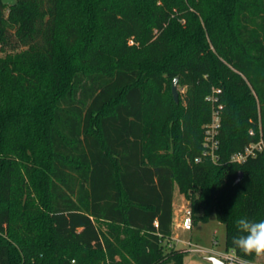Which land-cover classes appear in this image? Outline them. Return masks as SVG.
I'll return each instance as SVG.
<instances>
[{"label": "trees", "instance_id": "16d2710c", "mask_svg": "<svg viewBox=\"0 0 264 264\" xmlns=\"http://www.w3.org/2000/svg\"><path fill=\"white\" fill-rule=\"evenodd\" d=\"M261 139L264 0H0V264H185L176 185L264 264L232 244L264 219V149L231 156Z\"/></svg>", "mask_w": 264, "mask_h": 264}, {"label": "rangeland", "instance_id": "374dc122", "mask_svg": "<svg viewBox=\"0 0 264 264\" xmlns=\"http://www.w3.org/2000/svg\"><path fill=\"white\" fill-rule=\"evenodd\" d=\"M173 83V82H172ZM179 98H182V89L178 85ZM186 199L184 195L179 191L178 186H175V208L176 213L174 217V233L175 239L179 238L181 242H178L179 247H186L189 249V254L185 258V264H212L205 258L212 254L195 251L196 248L210 249L214 248L217 251L226 252L225 245V224L218 220L215 213H212L208 221H198L193 224V227L189 230L183 229L178 225L181 221V208L186 206ZM191 243L192 245H190ZM231 254V251H228ZM226 264H262L260 261L254 263H242L241 261H227Z\"/></svg>", "mask_w": 264, "mask_h": 264}, {"label": "built area", "instance_id": "2783aa9c", "mask_svg": "<svg viewBox=\"0 0 264 264\" xmlns=\"http://www.w3.org/2000/svg\"><path fill=\"white\" fill-rule=\"evenodd\" d=\"M222 106H219L221 108ZM216 109L213 113V119L211 123L207 124L205 126V138H204V155L210 156L214 161L218 159L217 155V150L219 148V129H220V110ZM253 133V131H251ZM264 149V140L261 139L258 142L255 143H250L245 147L243 151L236 152L232 154L231 160L233 162H244L247 157L249 156H254L256 155L259 151ZM199 160V159H197ZM181 221H179L178 225L182 227L183 229L189 230L193 227V213L192 209L187 203L185 207L181 208ZM178 242H181V240L178 238H173L171 240L170 246L171 245H177ZM192 245L191 243H189ZM195 251H200L203 253H209L212 254L211 256H217L224 260L225 262L227 261H235L238 260L234 254L233 251H231V254L226 251V252H221L217 251L214 248L210 249H202V248H196L194 249ZM239 261V260H238Z\"/></svg>", "mask_w": 264, "mask_h": 264}, {"label": "clouds", "instance_id": "9594fccd", "mask_svg": "<svg viewBox=\"0 0 264 264\" xmlns=\"http://www.w3.org/2000/svg\"><path fill=\"white\" fill-rule=\"evenodd\" d=\"M237 234L232 238L235 249L245 255L264 257V219L242 217L236 221Z\"/></svg>", "mask_w": 264, "mask_h": 264}, {"label": "water", "instance_id": "95a60500", "mask_svg": "<svg viewBox=\"0 0 264 264\" xmlns=\"http://www.w3.org/2000/svg\"><path fill=\"white\" fill-rule=\"evenodd\" d=\"M3 1H5V3L10 4V5L16 4V0H3ZM172 92H173L175 100L178 101V98H179L178 77H176L172 83ZM241 178H242V173L240 174V176L237 178L236 181L238 182ZM205 259L211 262L212 264H226L224 260H222L221 258L217 256H208Z\"/></svg>", "mask_w": 264, "mask_h": 264}, {"label": "crops", "instance_id": "0c3cea01", "mask_svg": "<svg viewBox=\"0 0 264 264\" xmlns=\"http://www.w3.org/2000/svg\"><path fill=\"white\" fill-rule=\"evenodd\" d=\"M187 203H186V205H187ZM173 206H174V216H175V213H176V208H175V190H174V202H173ZM173 238H175L174 227H173Z\"/></svg>", "mask_w": 264, "mask_h": 264}]
</instances>
